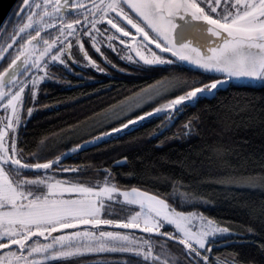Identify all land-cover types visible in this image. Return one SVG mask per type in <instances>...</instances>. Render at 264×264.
I'll use <instances>...</instances> for the list:
<instances>
[{
    "label": "snow or ice",
    "instance_id": "obj_1",
    "mask_svg": "<svg viewBox=\"0 0 264 264\" xmlns=\"http://www.w3.org/2000/svg\"><path fill=\"white\" fill-rule=\"evenodd\" d=\"M12 17L0 28V264H84L112 253L128 257L124 264H254L240 253L216 254L257 233L200 210L212 206L203 194L177 195L185 185L172 177L165 178L171 192L142 187L134 167L113 170L127 168L129 155L112 157L107 167L78 158L106 154L109 145L113 152L131 148L139 138H125L146 120L163 117L149 135L162 134L234 80L264 84V0H20ZM192 70L198 78L185 75ZM93 71L159 78L28 140L36 115L55 109L41 100L44 86L90 81L98 93L104 85ZM198 123L191 117L179 135L192 136ZM121 175L139 183L122 184ZM205 182L264 186V167L225 170ZM253 242L264 253V239Z\"/></svg>",
    "mask_w": 264,
    "mask_h": 264
},
{
    "label": "trees",
    "instance_id": "obj_2",
    "mask_svg": "<svg viewBox=\"0 0 264 264\" xmlns=\"http://www.w3.org/2000/svg\"><path fill=\"white\" fill-rule=\"evenodd\" d=\"M91 75L104 85V89L98 93L96 90L100 85L90 81L81 87H68L58 82L44 86L47 96H41V100L55 104V109L36 115L25 129L28 140L43 129L55 127L64 121L82 119L92 111L107 107L123 98L126 89L141 87L159 78L117 74L114 79H110L95 72ZM185 75L189 78L199 77L195 70ZM54 76L65 75L54 73ZM67 78L74 82L77 79L72 76ZM232 84L234 86H226L215 97L202 99L195 107L185 109L183 114L177 116L174 125L162 134L149 135L163 119L153 118L144 122L143 127L138 125L131 137L125 138H139V143L131 148H119L113 152L109 145L106 154H97L92 150L82 153L78 162L107 167L112 157L119 159L122 154L129 155L132 163L127 168L113 170L124 173L134 167L143 173L142 187L171 192L170 181L165 183V178L181 181L185 187L179 188L177 195L180 192L197 191L212 201V206L200 209L207 215L231 224L237 231L244 232L251 227L257 233L255 237L246 236L237 246L219 249L216 254L227 258L231 253H240L244 260L264 264V253L253 242L264 239V186L258 184L256 187L229 188L205 182L225 170L259 173L264 167V84L235 81ZM193 116L199 117L197 131L190 137H182L179 135L181 126ZM205 143L210 148L207 155H202L198 148ZM119 179L125 185L139 183L137 179L130 180L122 175ZM127 258L119 253L90 255L84 264H124Z\"/></svg>",
    "mask_w": 264,
    "mask_h": 264
},
{
    "label": "water",
    "instance_id": "obj_3",
    "mask_svg": "<svg viewBox=\"0 0 264 264\" xmlns=\"http://www.w3.org/2000/svg\"><path fill=\"white\" fill-rule=\"evenodd\" d=\"M17 1L18 0H0V22H2L0 23V28L3 27L5 21L7 20L11 10L13 9ZM236 83H241V82H236ZM252 84H257V83H252Z\"/></svg>",
    "mask_w": 264,
    "mask_h": 264
},
{
    "label": "flooded vegetation",
    "instance_id": "obj_4",
    "mask_svg": "<svg viewBox=\"0 0 264 264\" xmlns=\"http://www.w3.org/2000/svg\"><path fill=\"white\" fill-rule=\"evenodd\" d=\"M20 4V0H18L17 1V3L15 4V6L13 7V9L11 10V12H10V14H9V16H8V18H7V20L5 21L6 22V24H4V26L5 25H7V23H8V21L10 20V19H14V17H12V13L15 11V10H17V7H18V5ZM9 27H10V25H9ZM52 72L53 73H55V74H63V75H67L66 73H64L62 70H60V69H52ZM94 72V71H93ZM93 72H91V73H93ZM67 76H70V75H67Z\"/></svg>",
    "mask_w": 264,
    "mask_h": 264
},
{
    "label": "rangeland",
    "instance_id": "obj_5",
    "mask_svg": "<svg viewBox=\"0 0 264 264\" xmlns=\"http://www.w3.org/2000/svg\"><path fill=\"white\" fill-rule=\"evenodd\" d=\"M234 81H236V82H241V83H249V81H247V80H234ZM252 83H260V82H252ZM249 84H251V83H249ZM160 103H162V102H164V101H159ZM155 106V105H154ZM147 121V120H146ZM145 121V122H146Z\"/></svg>",
    "mask_w": 264,
    "mask_h": 264
}]
</instances>
